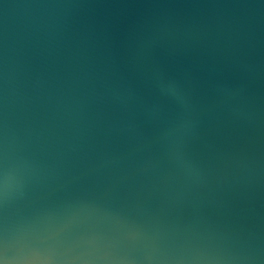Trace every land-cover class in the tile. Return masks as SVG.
<instances>
[{"label": "water", "instance_id": "1", "mask_svg": "<svg viewBox=\"0 0 264 264\" xmlns=\"http://www.w3.org/2000/svg\"><path fill=\"white\" fill-rule=\"evenodd\" d=\"M0 264H264V0H0Z\"/></svg>", "mask_w": 264, "mask_h": 264}]
</instances>
